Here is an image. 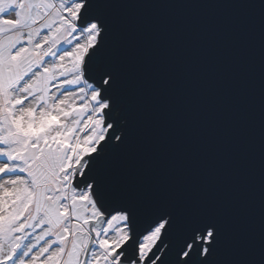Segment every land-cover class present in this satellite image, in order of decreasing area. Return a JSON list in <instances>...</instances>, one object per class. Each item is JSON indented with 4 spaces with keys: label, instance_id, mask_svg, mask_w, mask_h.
<instances>
[{
    "label": "snow or ice",
    "instance_id": "1",
    "mask_svg": "<svg viewBox=\"0 0 264 264\" xmlns=\"http://www.w3.org/2000/svg\"><path fill=\"white\" fill-rule=\"evenodd\" d=\"M0 264H264V0H0Z\"/></svg>",
    "mask_w": 264,
    "mask_h": 264
}]
</instances>
